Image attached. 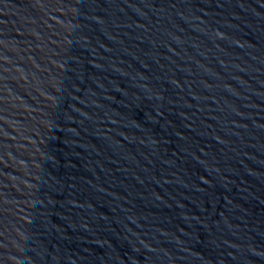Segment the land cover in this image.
<instances>
[{"label": "water", "instance_id": "95a60500", "mask_svg": "<svg viewBox=\"0 0 264 264\" xmlns=\"http://www.w3.org/2000/svg\"><path fill=\"white\" fill-rule=\"evenodd\" d=\"M0 264H264V0H0Z\"/></svg>", "mask_w": 264, "mask_h": 264}]
</instances>
